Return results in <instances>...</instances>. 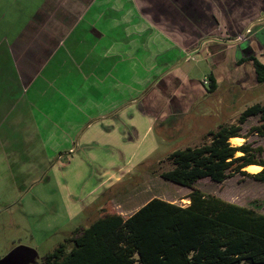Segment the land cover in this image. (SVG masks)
Instances as JSON below:
<instances>
[{
	"label": "crops",
	"instance_id": "1",
	"mask_svg": "<svg viewBox=\"0 0 264 264\" xmlns=\"http://www.w3.org/2000/svg\"><path fill=\"white\" fill-rule=\"evenodd\" d=\"M96 1L0 0L1 169H17L20 165L21 169H33L32 164L27 165L30 161L27 143L31 144L32 137L28 136V126L25 125L32 126L34 122L48 161L51 155L58 153L66 160L61 169H67L73 164L71 159L77 152L71 142L83 141V136L92 131H84L86 126L96 131L97 125L104 124L99 137L111 144L117 136H121L118 138L127 145L136 140L141 143L145 135L142 141L138 137L145 124L149 131L158 123L163 130H169L174 121L191 118L193 104L208 95V85H203L202 81L209 75L215 78L218 89L223 85L230 88V101L235 99L236 86L246 85L247 88V84H253V81L259 85L253 64L239 65L238 60L256 56L264 62L261 57L264 53V26L255 28L240 40L245 34L244 29L240 24L232 25L237 21L236 14L243 12L247 15L251 8L253 12V4H242L243 0H147L150 7H145V12L165 14L174 23H180L183 30L187 28L184 22L196 24L189 28L191 30L200 26L205 29V22L207 27L211 20L208 13L216 15L217 25L221 23L218 15H223L221 18L228 25L227 29L241 30V34H234L237 35L234 40H209L185 57V49H180L178 40L173 42V38L161 35L152 51L147 50L144 43H139V38L134 39L138 43L131 46L129 34L124 38V28H119L122 24L105 23V28L99 29V22L83 21ZM141 23H137L139 28ZM115 30L121 36L115 37ZM244 44L246 53L243 52ZM148 46L152 45L149 43ZM165 46L168 47L163 49ZM256 50L262 54L258 55ZM151 53L154 56L149 55ZM195 53H203L209 65L210 72L201 79L192 78L180 70L181 62L189 61ZM162 55L166 56V61L159 63ZM149 58L152 64L147 76L145 68ZM140 69L144 71L131 77L132 70ZM136 107L138 109H134ZM124 112L127 114L119 117ZM125 121L130 128L124 125ZM18 126L23 127L20 139ZM165 134L162 135L170 138ZM90 136L86 141L88 144L95 142ZM55 140L63 143L52 150ZM19 141L25 142L20 151ZM150 162L155 161L145 160L139 166ZM117 173L103 179L95 190L107 189V186L111 189L109 184L112 183V188L119 184L124 178L123 168ZM127 201L103 202L92 213L90 224L109 204L111 210L114 205L115 213L124 218L145 204L133 209Z\"/></svg>",
	"mask_w": 264,
	"mask_h": 264
},
{
	"label": "rangeland",
	"instance_id": "2",
	"mask_svg": "<svg viewBox=\"0 0 264 264\" xmlns=\"http://www.w3.org/2000/svg\"><path fill=\"white\" fill-rule=\"evenodd\" d=\"M242 4H253L254 11L251 12V8L247 15L243 12L241 15L236 14L237 21L235 24L233 21L232 25L240 24L244 29L243 33L248 29L253 31L259 26H264V0H243ZM145 7H150L147 0H97L90 11H87L83 21L99 22V29L105 28V23L122 24L123 26L119 28H124V38L129 34L131 46L137 44L138 41L134 39L139 38V43H144L145 48L152 51L155 49L156 40L161 35L165 38H173V42L174 39L178 40L180 49H185V57L204 42L217 38L231 41L239 35L237 32L241 31L227 29L228 25L221 18L223 15H218L221 23L220 26L217 25L218 22L214 18L216 15L209 13L208 18L211 20L207 23L209 25L207 27L205 22V29L200 26L191 30L189 28L196 24L184 22L187 28L183 30L180 23H174L168 16L157 11L145 12ZM211 9L209 7V10ZM143 20L157 29L149 28L151 26L141 23ZM138 22L141 23L140 28ZM114 32L115 37L121 36V34L118 35V30ZM236 33L237 35H234ZM229 34L231 36L227 37L226 35ZM245 37H247L246 34ZM149 43L152 46H148ZM166 47L168 46L163 49ZM242 47L243 52L246 53V44ZM256 53L262 54L258 50ZM149 55L154 56L152 53ZM262 56L264 59V53ZM204 57L203 53L193 54L189 61L181 62L180 70L192 78H203L210 72ZM165 59L166 56L162 55L158 62L164 63ZM147 60L145 69L148 76V67L151 66L152 61L150 58ZM132 71L131 77L144 70ZM255 83L256 81H253V84L248 83L247 88L246 85L236 86V96L232 101H230V88L226 85L220 86L213 93H208L206 98L199 99L193 104L189 115L191 118L185 117L174 121L171 129L175 130V133H171V129L163 130L160 123L152 126L149 131V127L145 124L144 131H141L138 137L139 141H142L145 135L141 143L136 140L127 145L118 138L121 136H117L114 145L99 137L105 128L104 124L97 125L96 131L86 126L83 128L84 131L89 132L91 129L92 131L83 136V141L78 139L71 142L77 152L71 159L73 164L67 169H61L63 164H66V160L62 159L64 157L58 153L51 155L48 161L43 148L44 144L38 138L40 136L35 122L32 126L25 125L28 126V136L32 137L31 144L27 143L28 158L31 161H28L27 165L32 164L33 169H21V165L17 169H1L0 167V260L18 250L11 257V264H45L46 255L65 243L66 238L70 237L74 230L87 227L92 213L107 200L115 204L120 200L128 199L127 202L132 204L133 209L154 197L169 200L178 205L190 204L187 198L192 191L190 188L176 185L161 177V173L170 168L166 161L168 155L188 146L201 145L208 131L216 130L223 124L237 123L240 114L252 105L259 103L264 105V84L256 85ZM129 111L131 113L132 110ZM126 114L124 112L118 116L122 117ZM203 114H207L206 117H202ZM260 124L259 117H251L242 125L241 130V136L247 135V138L241 137L242 144L251 145L257 160L264 159V137L249 133L253 126ZM124 125L130 128L126 125V121ZM22 128L18 126L19 139L23 133ZM162 134L170 138H165ZM90 135L95 142L88 144L86 141L90 140ZM61 143H63L62 140H55L52 143L54 148L52 150H56ZM24 145L25 142H18L19 151ZM145 160L155 162L139 166ZM157 160L160 161L157 163ZM119 168H123L122 176H124L119 184L112 188L111 183V186L109 184L111 189L107 186V189L95 190L103 179L111 174H118ZM195 187L206 194L215 195L240 206L256 208L264 213L263 178L235 173L223 183H215L209 178L201 179ZM112 208L111 210L109 204V211L115 213L114 205Z\"/></svg>",
	"mask_w": 264,
	"mask_h": 264
},
{
	"label": "trees",
	"instance_id": "3",
	"mask_svg": "<svg viewBox=\"0 0 264 264\" xmlns=\"http://www.w3.org/2000/svg\"><path fill=\"white\" fill-rule=\"evenodd\" d=\"M246 62L253 64L257 83L264 84V62L256 56L238 60L239 65ZM208 79V93H213L217 82L212 75ZM251 117H259L261 124L249 134L264 137V105L259 103L245 109L237 123L209 131L201 145L168 155L170 168L161 177L190 188V204L154 197L127 218L105 208L97 220L74 230L48 253L45 264H264V213L195 187L201 179L223 183L235 173L264 179V159H256L251 145L230 143L247 138L241 130ZM252 164L263 170L242 171Z\"/></svg>",
	"mask_w": 264,
	"mask_h": 264
},
{
	"label": "bare ground",
	"instance_id": "4",
	"mask_svg": "<svg viewBox=\"0 0 264 264\" xmlns=\"http://www.w3.org/2000/svg\"><path fill=\"white\" fill-rule=\"evenodd\" d=\"M242 142H243V138L241 137H235V138H232L230 139V143L233 145V146H240L242 145ZM241 153L238 152L237 153V156H239ZM245 171L251 173V174H255V173H258L262 170V167L260 165H249L247 166L246 168H244Z\"/></svg>",
	"mask_w": 264,
	"mask_h": 264
},
{
	"label": "built area",
	"instance_id": "5",
	"mask_svg": "<svg viewBox=\"0 0 264 264\" xmlns=\"http://www.w3.org/2000/svg\"><path fill=\"white\" fill-rule=\"evenodd\" d=\"M250 33H251V30H250V29H248V30L245 32L246 35H249ZM245 34H244L243 37L240 38V40L245 39ZM202 83H203V85H209L210 81H209V79L205 78V79L202 81Z\"/></svg>",
	"mask_w": 264,
	"mask_h": 264
},
{
	"label": "water",
	"instance_id": "6",
	"mask_svg": "<svg viewBox=\"0 0 264 264\" xmlns=\"http://www.w3.org/2000/svg\"><path fill=\"white\" fill-rule=\"evenodd\" d=\"M17 251L18 250L13 251L9 256L0 260V264H6Z\"/></svg>",
	"mask_w": 264,
	"mask_h": 264
},
{
	"label": "flooded vegetation",
	"instance_id": "7",
	"mask_svg": "<svg viewBox=\"0 0 264 264\" xmlns=\"http://www.w3.org/2000/svg\"><path fill=\"white\" fill-rule=\"evenodd\" d=\"M10 261H11V259L6 264H11Z\"/></svg>",
	"mask_w": 264,
	"mask_h": 264
}]
</instances>
